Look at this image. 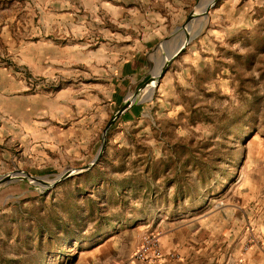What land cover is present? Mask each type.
Returning <instances> with one entry per match:
<instances>
[{"label":"rangeland","instance_id":"374dc122","mask_svg":"<svg viewBox=\"0 0 264 264\" xmlns=\"http://www.w3.org/2000/svg\"><path fill=\"white\" fill-rule=\"evenodd\" d=\"M212 1L0 0V107L18 121L0 177L25 176L0 183V264H264V0L204 13ZM149 38L111 106L119 68ZM135 92L98 163L48 185L92 162ZM81 94L106 110L79 125L74 104L46 140L33 120ZM148 237L162 251L152 262L135 257Z\"/></svg>","mask_w":264,"mask_h":264},{"label":"crops","instance_id":"0c3cea01","mask_svg":"<svg viewBox=\"0 0 264 264\" xmlns=\"http://www.w3.org/2000/svg\"><path fill=\"white\" fill-rule=\"evenodd\" d=\"M155 39L154 38H149L145 40V45L144 46H139L137 49H135L132 53V55L127 58L121 67L118 70V78H119V83L117 86L114 88V94L111 97L110 104L111 106L115 105L117 103V100L121 97V95L124 93L125 89L129 87V85L132 83L134 80L133 76H138L143 69V64H144V55L148 51L147 48L154 43ZM128 84V85H127ZM127 91V90H126ZM82 96H77L76 101H70L71 105L69 104V109H63V110H51V111H43L40 113L38 118L33 120V125H35L37 128L40 129V132L44 135H46V140L52 139V135L56 133V130L53 129V122L55 119H57L58 116H62V118H68V117H73L75 116V111L73 109L74 104L80 105V107L76 106L78 116H76L78 121H76V124L79 125H90V123H94L95 121V115H93L91 118L90 116L93 113V110H100L101 108L106 110L107 105H98L96 106L95 104H92L90 101V98H83L84 94H81ZM99 96V94H98ZM99 100L100 98L97 97ZM81 105H86L82 106ZM93 107V108H92ZM92 108V111H88ZM99 112V111H98ZM0 140H12L14 139V134L5 127L6 124L12 123L13 125L18 124L17 120H9L6 117V111L0 107ZM123 115H128L130 117L133 116V111L131 108H128ZM22 125V133L25 135L23 138L27 140V135L29 134L27 130V122L23 121L21 122ZM42 138V137H40ZM36 139V138H35ZM29 140H31V137L29 135ZM3 162V161H2Z\"/></svg>","mask_w":264,"mask_h":264},{"label":"water","instance_id":"95a60500","mask_svg":"<svg viewBox=\"0 0 264 264\" xmlns=\"http://www.w3.org/2000/svg\"><path fill=\"white\" fill-rule=\"evenodd\" d=\"M215 0H213L211 3L207 4L204 12L206 13L210 7L213 5ZM194 11L189 15L185 25H189L192 21V19L194 18ZM185 44H182V45H179L176 50L170 54V56L168 57V60H166L162 70H161V73L162 74L163 72H165L167 66L172 62V60L176 57V55H178L179 52H181L184 48ZM136 101H138V95H137V92L133 93L129 98H127L124 103L119 107V109L115 112V114L113 115V117L109 120V122L106 124L105 128H104V131H103V141H102V144H101V147L97 153V155L95 156V158L92 160V162L88 163V164H85L83 166H79L77 168H69L65 171H63L62 173H60L58 175V177H56L55 179H52L51 182H47L45 180H43L42 178L38 177V176H34L30 173H27V176L33 178V179H36V180H39L41 182H47L48 185H55L57 184V182H59L60 180L62 179H65L71 175H74L76 173H80V172H83L84 170H87L89 168H91V166H93L94 164L98 163V161L101 159L102 157V154L105 150V147H106V143H107V139H106V135H107V132L110 128V126L112 125L113 121L118 117V116H121L131 105H133L134 103H136ZM22 173H24L23 171H20V172H11V173H8L2 177H0V183H3V182H10V181H13V180H16L18 178H21V177H25L24 175L22 176Z\"/></svg>","mask_w":264,"mask_h":264},{"label":"built area","instance_id":"2783aa9c","mask_svg":"<svg viewBox=\"0 0 264 264\" xmlns=\"http://www.w3.org/2000/svg\"><path fill=\"white\" fill-rule=\"evenodd\" d=\"M162 256L159 240L154 237L146 238L135 253L137 259L149 262L155 261Z\"/></svg>","mask_w":264,"mask_h":264},{"label":"bare ground","instance_id":"6f19581e","mask_svg":"<svg viewBox=\"0 0 264 264\" xmlns=\"http://www.w3.org/2000/svg\"><path fill=\"white\" fill-rule=\"evenodd\" d=\"M206 6H207V5H206ZM206 6H205V8H206ZM205 8H204V10H205ZM200 10H201V9L198 8L196 11H194V13H195L194 16L197 15L196 13L200 12ZM204 10H203V12H204ZM204 13H205V12H204ZM190 25H195V24H192V23H191ZM190 25H189V27H188V25H187V26L184 28V30H187L188 28H190ZM191 27H192V26H191ZM153 84H154V82H153Z\"/></svg>","mask_w":264,"mask_h":264}]
</instances>
